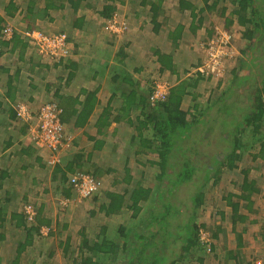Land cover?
Instances as JSON below:
<instances>
[{
	"label": "crops",
	"instance_id": "obj_1",
	"mask_svg": "<svg viewBox=\"0 0 264 264\" xmlns=\"http://www.w3.org/2000/svg\"><path fill=\"white\" fill-rule=\"evenodd\" d=\"M9 1L0 0V17L7 24L11 23L27 43L28 39L22 37L23 31L19 32L26 28L24 22H20L17 15L14 19L5 16ZM14 2L21 5L18 8L21 10L23 0ZM184 12L180 16H185ZM188 19L190 23H182L184 40L175 48L169 41H166L168 47H159L158 38L152 33L150 52L156 54L149 60L141 61L140 50L135 48L146 46V34L141 28L144 23H138L139 27L126 35L112 36L95 24L96 18L87 19L84 30L69 27L66 23H70V20L65 23L61 18L54 21L60 22L59 29H63L69 38V54L65 57L46 60L39 57L28 43L25 48L15 52L5 50L0 53V264L15 263L18 245L27 237L22 225L24 206L33 205L37 211L42 207V214L48 200L41 192L46 193L45 189L51 186L57 175L61 182L71 186L72 177L87 172L99 183L104 182V193L123 194L125 190L142 186L141 176L134 175L135 165L149 168L150 171L153 169V173L160 172L156 152L147 151L141 144L143 139L150 140L151 148L156 150L155 139L147 130L143 131L142 122L149 119V115L156 117L161 112L148 105L150 91L146 81L156 72L162 75L171 73L178 78V84L183 79L181 74H186L189 67L195 69L200 56L199 46L195 48L196 44H186L191 37L188 36V29L192 15ZM151 25L149 27L153 31ZM35 26H43L44 31L57 28L53 22L41 25L38 21ZM158 53L172 54L175 64L173 72H159L156 63ZM181 55H186L189 62L180 67L175 58ZM136 58L139 62L132 64L131 61ZM235 66L236 62L228 66L226 79L217 83V95L227 86L229 70ZM221 85L223 87L220 89ZM132 93L131 100L129 95ZM189 99L191 95L182 100L181 110L186 111L193 105L199 110L201 105ZM40 101H53L63 111L61 119L67 146L61 153L57 174L51 167L46 168L42 156L44 152L35 146L29 136L30 124L15 116L17 104H24L36 113ZM197 110L193 112L195 115ZM260 130L244 140L250 144L236 151L238 159L234 158L230 165L219 168L216 182L207 184L201 209L206 210L207 196L212 192L214 196L210 201L211 210L202 218L199 226L212 229V232H207L210 241L202 244L203 249L196 245L192 259L185 257L182 264H264V132ZM242 136L238 137L243 143ZM208 153L200 151V160L205 162ZM126 171L130 174L128 180ZM60 173L65 174V180ZM154 181L157 178L152 183ZM148 187L153 188L154 185L143 186ZM106 203L107 199L103 198L101 204ZM145 204L143 206L149 207V202ZM128 212L113 215L120 218ZM131 216L132 212L129 219ZM127 234L125 232L122 237L117 233V243L123 245L128 238L131 239L132 232ZM14 235L19 238L16 242ZM13 243L15 249H11ZM9 253L11 255L8 256ZM21 260L22 255L17 259V264Z\"/></svg>",
	"mask_w": 264,
	"mask_h": 264
},
{
	"label": "trees",
	"instance_id": "obj_2",
	"mask_svg": "<svg viewBox=\"0 0 264 264\" xmlns=\"http://www.w3.org/2000/svg\"><path fill=\"white\" fill-rule=\"evenodd\" d=\"M165 1L141 0L139 3L142 9L150 6L149 11L151 13L148 22H145L146 26L144 25L142 28V32L146 34L147 42L146 46L144 44L141 47L142 49L139 47L140 52L138 54L141 55V61L149 60L156 54L150 52L149 39L152 33L158 34V36L160 34L159 39L169 41L174 48L179 44L181 45L180 41L184 40L182 37L183 24H177L174 27L167 25L169 16L166 8H172L174 12L176 10L178 17L184 11L190 12L191 10L192 21L188 30L190 31L189 34H195V36L199 31H207L206 33L210 34L211 31L202 27V15L205 10V12L216 11L219 16L224 18L223 27L225 29L228 30L234 25L237 27L239 39L244 42L245 48L240 50L236 58V66L229 70L227 86L221 90L218 97L206 103V107L199 115L193 113L197 110L196 105L189 107L186 111L180 108L182 100L187 96L191 95L192 102L195 100L197 102L196 95L191 90H194L198 80L202 79L199 74H196L197 77L194 80L189 78L171 87L166 101L154 107L161 110V112L156 117L149 115L150 118L143 121L142 125L143 131L147 130L154 137L156 150L151 148L153 146H151L150 140L143 139L141 144L147 151H155L158 156L160 172L156 176L159 183L157 188L153 190L149 187L136 186L125 190L123 194L105 192L103 196L108 203L101 204L99 208L107 216L117 213L122 214L125 211L132 212L131 220L136 219L140 231L132 232L131 239L128 238L123 245H120L112 240H100V235L104 233L102 230L99 231L101 234L96 237L94 242L91 239L89 240V237L81 230L79 232L81 243L78 258L72 260L71 264H99L101 260L118 263L121 261V264H182L185 257H191L192 259L194 251L197 250L195 249L196 245L203 249L198 239V233L200 229L204 228L203 230H205L206 228L203 225L199 226L200 224H197L194 218L204 205L207 184L211 181H213V184L216 182L219 177V168L230 165L234 158L238 159L235 155L236 151L244 148V143L240 141L238 136L246 128H251L252 134L258 133L264 125V0H203L204 7L199 4L196 6L189 0H176V4L172 3V0L169 3H165ZM117 4L126 5V2L124 0H23L22 9L18 10L21 5H17L14 0H10L5 16L14 19L17 15L20 22L28 24L26 29L29 31L27 32L32 30L44 32L43 26L37 27L34 25L36 20L41 25H45L47 22L52 23L59 20V18L64 23L70 20V23H66L70 25L69 27L84 30L88 19L83 14L84 12L91 11L103 21H107L113 14H117ZM225 4H229L230 9ZM196 10L197 14L194 13ZM80 11L81 13L83 11L82 15L77 16L76 13ZM158 19L162 21L160 22ZM10 24H7L5 19L0 17V53H4L5 50L11 53L15 52L17 49L25 48L27 43L31 46L30 40L25 36L27 32L22 33V37L28 39L25 43ZM150 25L153 31L150 30ZM5 30H10V38L5 36ZM233 30L234 28L231 31ZM65 35L68 42V35ZM110 35L115 36L116 34L110 32ZM158 54L156 63L159 66V72H173L175 64L172 54ZM38 56L43 58L39 54ZM46 60L51 59L47 58ZM138 62L139 59L131 61L132 64ZM129 96L132 100L133 93ZM141 101L144 102L143 99ZM49 102L55 103L53 101ZM56 107L59 110V119L62 123V108L59 104H56ZM14 111L16 119L19 120L16 106ZM215 116H219L222 121L230 124L236 120L239 128L234 130L230 126L221 128L218 131L222 140V145L216 151L218 167L216 170H214L215 168H207L206 178H202L199 182L197 173L201 167L200 164L204 161L200 160V148L196 146H200L201 142L206 143L212 140L210 138L212 134L210 123L213 122ZM230 143H232L230 147L225 146V144L229 145ZM205 148L206 146H203L202 149L205 150ZM213 151L215 149L208 150L207 153L210 152L208 156ZM219 157H222V159L220 160ZM205 162L210 164L208 159ZM58 165L60 164L49 166L55 174L59 171ZM168 168L170 172H168ZM60 174H62V179L65 180V174ZM88 175L97 181L92 174L88 173ZM129 176L130 174L126 171V180ZM171 181H174V186H171ZM183 183L189 184L188 188L190 190L179 194L185 189L178 190L177 185L180 187ZM196 183L198 185L195 186ZM69 184L71 185V183ZM62 185L63 187L60 188L61 195L67 198L71 194L70 189L66 185L64 186L63 182ZM192 185L195 186L193 190ZM202 187L203 189H201ZM168 189H170V192ZM45 190L46 192L49 191L47 188ZM242 193L243 191H241ZM148 202L149 207L143 206ZM30 206L35 210V218L33 223L27 224L28 227L24 222L26 221L25 217L24 220L22 219L27 237L18 245L14 264H17V259L26 250V247L32 243L33 233L40 234L39 230L41 228L36 226V223L41 218L42 207L37 211L33 205ZM125 216L123 215V217ZM42 223L46 226L50 224L49 221ZM118 230V235L124 237L125 229L119 227ZM69 241L68 238V244L64 248L66 251L67 247H70Z\"/></svg>",
	"mask_w": 264,
	"mask_h": 264
},
{
	"label": "rangeland",
	"instance_id": "obj_3",
	"mask_svg": "<svg viewBox=\"0 0 264 264\" xmlns=\"http://www.w3.org/2000/svg\"><path fill=\"white\" fill-rule=\"evenodd\" d=\"M124 1L126 2V5L117 4V8H118L117 14H113L112 17L107 21H103L97 14L91 11H86L84 13L82 11V13L85 14L90 20H92V18L93 19L96 18L95 24H97L98 26H101L105 32L115 33L116 34L115 36L126 35L127 32L130 33L131 30H134L136 29V27H139L138 23H144V25L146 26L145 22L151 17V13L149 11L150 6H147L144 9H142V7L139 4L141 0H132V1L124 0ZM189 1L193 2L194 5L196 6L199 4L200 6L204 7V5L202 4L203 0H189ZM169 2L170 0L165 1V3H169ZM172 3L176 4V0H172ZM168 6L170 5L168 4ZM225 6H227V8L230 9L229 4H225ZM166 9L168 11L167 14L169 16L167 25H171L174 27L177 24H182V23L186 24L189 22L188 17L191 16L189 14L191 13V10L190 12L185 11L183 14L185 16L178 17V15H176L177 13L174 12L172 8H166ZM205 11L203 15L201 13L203 17L202 26L203 28H206V30L208 29L209 31H211L210 34L206 33L207 31L205 32L199 31L197 33V36H195V34L193 35L188 34V36L191 35V37L188 39V42H186V44H192L193 46L196 44L195 48L199 46L198 51H199L200 56H199L198 63L195 68L204 66L205 63L207 62L204 45H206L208 42H211L214 38H220V35H222L221 38H224L225 35L226 37H228L229 35L231 40H230V44L227 46L228 48L227 55L224 57V59L220 60L219 74L203 76L202 79L198 80L197 85L194 87V90H191L192 93L196 95L195 98H197V102L199 103V105H201L199 110L196 111L197 115H199V113L204 109V106H206V103L209 100H213L214 98L219 96L217 95L219 92L216 90L217 83L221 79L222 80L226 79L227 76H225V74H226V70L228 66L229 67L233 66L234 62H236L235 60L237 56L240 53V50L245 48L244 42L239 39L240 36L237 33V27L235 25L232 26L231 28H228L229 30L228 31L227 29L223 27V22H224L223 17L219 16L216 11H212V12H205ZM82 13L80 11L76 13V15L81 16ZM194 13L197 14V10L194 11ZM160 19H158V21ZM161 21L162 20H160V22ZM37 22L38 21L36 20L34 25H36ZM53 23L54 25L57 24V28L55 27L49 28V30L44 31L45 33L43 32L44 34H47V35H53V34H58V33L67 34L63 29H59L61 28L60 22L56 21ZM113 23H115V25H112ZM144 25L141 26V28H143ZM24 26L28 27V24L24 23ZM233 28L234 30L231 31ZM20 31H23L22 33L24 34L25 32L29 30L24 28L23 30H19V32ZM156 36L158 38L159 47H163V46L168 47L165 39L164 40L159 39L161 36L160 34L159 36L158 34H156ZM135 48L139 50L138 46H135ZM67 54H69L68 42H67V51L63 55V57H65ZM197 57H198V53H197ZM176 58H175V61L176 63L180 65V67L184 64L187 65V63L189 62L187 61L186 55L185 56L181 55V57H176ZM194 71H195L194 67L193 69L189 67L188 72L186 74L184 75L181 74L183 76L182 81L186 80L187 78L194 80L197 77L196 74L193 73ZM150 77L151 78L147 79L146 81L147 89L150 91L148 98H147V102L151 108H154L158 104L156 106H151V104H149L150 100L148 99H149L151 92L153 91L155 87V84L156 85L162 84L161 86H164L167 84L168 87L170 86L172 87L177 84L178 78L173 76L171 73L168 75L167 74L162 75L157 72L155 73V75L151 74ZM222 87L223 86L221 85L220 89ZM48 102L49 101H40L39 108H41L44 104ZM188 104H191V102L190 103L188 102ZM31 113L33 114V116L36 114L32 111ZM34 119L35 118H33L32 120L24 121V123L30 124V127H31L30 130L34 128L36 125V123L35 124L33 123V122H36ZM237 124L238 122H236V120L234 121V123L230 124V123H227L226 121L225 122L222 121L219 116H215L213 118V122L210 123V125H212L211 131H210L212 133L210 135V138L212 140L206 143L201 142L200 146L195 145L196 147L200 148L201 153L203 150L202 149L203 146H206L205 148L206 152L210 149H215V151H213V153L210 156H208V158L206 157V159L209 160L210 164H207L206 162H202L200 164L201 166L199 168L200 171L197 173V175L199 176V182L202 180V178L204 179L206 178V174L208 173L207 168L209 169H211L212 167L215 169L217 168L216 165H218V163L216 162L217 160L216 151L218 150L217 148L220 145H222L221 144L222 140L220 138V133L218 131L221 128H227L230 126H232L234 130H236V128H239V125ZM260 132H264V125L261 127ZM221 134L223 135V133ZM241 134H243L242 139H243L244 145L250 144L249 142L246 143V141L244 140L248 139L249 136H252L250 135L251 128H246ZM253 137H255V135ZM214 141H217V142L214 143ZM231 144L232 143H230L229 145L225 144V146L230 147ZM42 151L44 152L42 156H43L45 165L47 164L46 165V168H47L48 161L51 158L50 157L51 153L44 149H42ZM206 159L204 160L206 161ZM131 166H132V163H131ZM134 171H136L134 175L136 174L137 177L141 176L142 186L147 187V185L152 184L154 185L153 190L157 188L159 183L157 181L156 182L154 181L152 183V181L156 178L158 172L153 173L155 172L153 169L150 171L149 168H143L142 166L138 164L135 165ZM82 174L86 175L87 173L82 172ZM59 178L60 176L57 175V177L53 179L51 186L47 188L49 190L48 192L44 194H43V191L41 192L42 196L44 195L45 196L44 198H46L48 202H47V205H45L42 210L41 218L39 220L41 224L39 223V221H37L36 226H39L40 228L45 227L48 229V232H46V234H41L39 230L40 234L38 233V235H36L33 233L34 235L33 241L30 244V246L26 248V251L22 254L23 260H21L20 264H71L72 260H75L76 258H78V250H79V245L81 243V236L79 235V232H81V230H83V232H85V235L89 237V240L91 239V241L93 240V242L95 241L96 237L99 236V234H101V232H99L101 228H106V231L100 235L99 239L102 241L112 240L113 242H117V237H118L117 230L119 227H122L123 229H125V232H128V234L134 231H140L138 224H136L137 221L136 220L133 221L129 219L130 212H128V214L125 217L122 216L119 218L114 215L107 216L104 214V212H101V210H99V205L102 203V199L104 198L102 196V194L104 193V190H103L104 182L102 183V181H100L101 187L97 193L92 194L86 198H80L78 195H76V193L74 192L73 188H71V186L66 185L67 188L70 189L71 194L70 196L65 198L63 195H61L60 188L63 187V185ZM173 182L174 181L170 182L171 186H174ZM188 185L189 184L187 183H183L182 186L180 187L179 185H177L178 190L185 189V191L180 192L179 194H183L189 191L190 189L188 188ZM196 185H198V183H196L195 186ZM195 186L193 187L192 185L193 187L192 190L195 188ZM204 188H206V186H204ZM201 189H203V187ZM168 190L170 192V189ZM175 193L176 191L174 192V194ZM213 196H214V192H212L211 194L207 196V198L209 199L207 200V204H206L207 207L205 206L206 210L201 209L196 213L194 221H196L197 224L203 221L202 218L206 217L208 213L210 212L211 210L210 201L213 198ZM63 202H67L65 206L62 205ZM44 221H49L50 224L46 226L44 223H42ZM203 229H200V230H203ZM207 229H205L206 232H212V229L211 230L210 229L207 230ZM13 238H14V242L19 240V238L15 235ZM68 238L70 239L69 241L70 247L69 248L67 247V251H66L64 250V248H65V245L68 244L67 243ZM14 244L15 243H13L11 249L13 248L15 249V247H13ZM9 255H11V253H9L8 256ZM99 264H121V261L120 263H118L114 261L110 262V261L101 260Z\"/></svg>",
	"mask_w": 264,
	"mask_h": 264
},
{
	"label": "built area",
	"instance_id": "obj_4",
	"mask_svg": "<svg viewBox=\"0 0 264 264\" xmlns=\"http://www.w3.org/2000/svg\"><path fill=\"white\" fill-rule=\"evenodd\" d=\"M112 25H115L113 23ZM111 28V27H110ZM118 31V30H117ZM10 30H5V36L10 38ZM228 35V34H227ZM25 36L30 40V44L35 48L40 56L45 59H57L63 57L67 51V38L64 33H58L53 35H47L37 30L25 33ZM214 38L211 42L204 45L205 55L207 62L204 66L195 68L194 73L200 76H208L213 74H219L220 60L224 59L227 55L230 44V36L224 38ZM162 84H155L153 91L149 96V104L156 106L157 104L166 101L168 96L169 87ZM17 117L21 121L34 120L36 125L30 130V138L34 142L35 146L39 149L47 150L51 153V158L48 161V166H55L60 163L61 152L64 150V128L59 119V110L55 103L48 102L38 109L33 116L31 111L24 105L18 104ZM60 153V154H59ZM71 186L80 198L89 197L92 194L98 192L100 183L95 181L90 175L78 174L71 178ZM67 202H63L65 206ZM24 216L27 224L33 223L35 218V210L30 205L24 206ZM41 234L48 232L47 228L40 229ZM198 239L201 244L208 243L209 234L205 230H199Z\"/></svg>",
	"mask_w": 264,
	"mask_h": 264
},
{
	"label": "clouds",
	"instance_id": "obj_5",
	"mask_svg": "<svg viewBox=\"0 0 264 264\" xmlns=\"http://www.w3.org/2000/svg\"><path fill=\"white\" fill-rule=\"evenodd\" d=\"M100 189V188H99ZM99 191V190H98Z\"/></svg>",
	"mask_w": 264,
	"mask_h": 264
}]
</instances>
